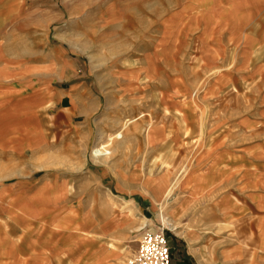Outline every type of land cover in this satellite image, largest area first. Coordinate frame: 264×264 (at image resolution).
Returning <instances> with one entry per match:
<instances>
[{
    "label": "rangeland",
    "instance_id": "1",
    "mask_svg": "<svg viewBox=\"0 0 264 264\" xmlns=\"http://www.w3.org/2000/svg\"><path fill=\"white\" fill-rule=\"evenodd\" d=\"M238 1L0 0L28 78L85 79L77 106L100 101L73 127L49 117L43 149L0 164V264H78L61 248L72 228L110 248L79 264H129L166 222L182 257L195 231L206 264H264V75L239 59L260 19L227 15Z\"/></svg>",
    "mask_w": 264,
    "mask_h": 264
},
{
    "label": "crops",
    "instance_id": "2",
    "mask_svg": "<svg viewBox=\"0 0 264 264\" xmlns=\"http://www.w3.org/2000/svg\"><path fill=\"white\" fill-rule=\"evenodd\" d=\"M227 4H229V2ZM227 4L225 10L227 15L240 16V18L245 20L251 18L260 19V26H257L259 28H253L251 30L252 27L249 24L246 25V27H242L241 30L243 34L246 35V37L248 36V42L243 49L244 53H242V57H239V59L243 61L242 66L246 65L249 67L252 65L254 67H259L262 69L263 73L260 72L258 74L264 75V0H240L237 2V5L232 7V10ZM228 7L230 9H227ZM2 14L3 13H0V164L22 160L23 156L26 157L24 153L28 149L36 152L43 149L46 146L45 131H54L53 122L48 121L50 119L49 117L61 116L73 127L72 119L75 113L87 116L94 111L93 109H95L96 105H100V101L92 99V96L87 92L89 94V97L87 95V102H82V108L77 106L81 98L85 97L81 96L78 92V90H85L87 87V81L85 79L63 90L53 86L51 84V78H47V76H39L34 73V78H28V74H31L33 71L31 69L29 71L27 68L29 62L26 61L25 54H22V56L20 53H12L8 47L4 34L5 30L2 22L4 17L1 16ZM256 40L259 41L258 44H260L257 51L259 50L261 54L258 62H252L249 55L245 56V52L247 49L253 48L256 45ZM218 45L221 49L222 45L220 43H218ZM215 53L217 57L220 58L219 53ZM215 53H213V55H215ZM230 56L231 55L227 56V61H229ZM247 57L248 59L245 63V58ZM249 73H251V71ZM44 105L50 108L55 107L57 110L55 112L53 111V113H49L46 109V113H44L42 110ZM0 186L3 198L6 187L1 184ZM147 189L149 191L152 189L153 191L155 186L151 188L148 186ZM19 194L14 193L13 197L8 199L20 197ZM138 195L140 201H145V198L141 194ZM84 226L87 228L91 226V223ZM168 229L170 232H168L166 236L171 247V262L174 260L176 264L208 263V258L204 255L202 258V254L204 253L201 251V244L197 245V234L195 231H188V241L186 237L182 238L187 243L184 245L183 249L185 250L184 256L182 257L180 254V244H182V242L179 244L178 242L180 240L173 237L178 234L177 226L174 228L169 227ZM70 231L71 233H69V231L67 233L68 239L61 243V248L65 251L64 255L70 258V260H74L78 257V260L75 262L79 264L80 257L83 258L82 260H87V256L88 259L93 258V256L101 250L107 249L110 251L109 247H104L105 244L98 240H94L91 236L74 235L76 232L74 228ZM191 238L194 239L192 240ZM192 241H194V243H191ZM49 247L52 254H59L60 243L53 244ZM226 249L227 248L223 251ZM204 258L207 259V261L205 260L206 262ZM86 263L85 261L83 264ZM260 264H262V262H260Z\"/></svg>",
    "mask_w": 264,
    "mask_h": 264
},
{
    "label": "built area",
    "instance_id": "3",
    "mask_svg": "<svg viewBox=\"0 0 264 264\" xmlns=\"http://www.w3.org/2000/svg\"><path fill=\"white\" fill-rule=\"evenodd\" d=\"M171 247L162 232H145L139 241V248L129 259V264H170Z\"/></svg>",
    "mask_w": 264,
    "mask_h": 264
},
{
    "label": "bare ground",
    "instance_id": "4",
    "mask_svg": "<svg viewBox=\"0 0 264 264\" xmlns=\"http://www.w3.org/2000/svg\"><path fill=\"white\" fill-rule=\"evenodd\" d=\"M166 224H167L169 227L174 228V226H173L172 224L167 223V222H166Z\"/></svg>",
    "mask_w": 264,
    "mask_h": 264
}]
</instances>
